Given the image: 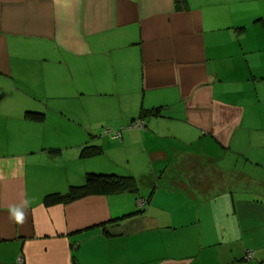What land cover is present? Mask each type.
<instances>
[{
    "label": "crops",
    "instance_id": "crops-1",
    "mask_svg": "<svg viewBox=\"0 0 264 264\" xmlns=\"http://www.w3.org/2000/svg\"><path fill=\"white\" fill-rule=\"evenodd\" d=\"M0 264H264V0H0Z\"/></svg>",
    "mask_w": 264,
    "mask_h": 264
},
{
    "label": "trees",
    "instance_id": "trees-1",
    "mask_svg": "<svg viewBox=\"0 0 264 264\" xmlns=\"http://www.w3.org/2000/svg\"><path fill=\"white\" fill-rule=\"evenodd\" d=\"M25 115L29 119H38L42 117L40 113L33 111H26ZM160 115L161 114L159 108H153L148 110L146 109V110H142L139 113V117L133 119L132 121L142 120L143 127L138 129H145L146 120L148 117H153V116L157 117ZM99 150H100L99 145L87 144L82 147L81 155L82 156L92 155L94 153H97ZM125 191L138 192L137 182L133 175L130 174L119 175L115 173L88 171L85 173V179L83 184L70 185L66 192L47 193L43 197V203L46 206H51L55 204H68L87 196L117 195ZM138 211H140V209Z\"/></svg>",
    "mask_w": 264,
    "mask_h": 264
},
{
    "label": "rangeland",
    "instance_id": "rangeland-1",
    "mask_svg": "<svg viewBox=\"0 0 264 264\" xmlns=\"http://www.w3.org/2000/svg\"><path fill=\"white\" fill-rule=\"evenodd\" d=\"M85 100H87L88 102V106H89V114H92L93 118H99L100 115L105 114V110L103 108V106L99 103V99L98 98H93L91 96H85L84 97ZM61 105H63L62 103H60ZM65 107H67L66 109H64L63 114H73L72 112L75 110L76 107L80 106V102H78L76 99L70 100V101H66L64 103ZM73 111H68V110H72ZM49 114H56V113H49ZM110 125L106 124L104 125L103 128H101V131L104 132L103 130L106 128H109ZM112 131V130H111ZM115 132V131H113ZM107 139H111L112 137L110 135H107ZM112 139H118V138H112ZM259 171V169H257ZM100 172V171H98ZM105 173V172H104ZM114 173V172H111ZM161 195H159L158 199L156 200V202H160L158 201L161 197Z\"/></svg>",
    "mask_w": 264,
    "mask_h": 264
},
{
    "label": "built area",
    "instance_id": "built-area-1",
    "mask_svg": "<svg viewBox=\"0 0 264 264\" xmlns=\"http://www.w3.org/2000/svg\"><path fill=\"white\" fill-rule=\"evenodd\" d=\"M129 127H131V128H142L143 127V122H142V120H135V121H132L130 124H129ZM104 133L105 134H107V135H110V136H112L113 138H120V132H113V131H111L110 129H106V130H104ZM144 204H145V199H143V198H139L138 200H137V206L139 207V208H141V207H143L144 206ZM253 257V253H251V252H248L247 254H246V256H245V258L247 259V260H250L251 258Z\"/></svg>",
    "mask_w": 264,
    "mask_h": 264
},
{
    "label": "clouds",
    "instance_id": "clouds-1",
    "mask_svg": "<svg viewBox=\"0 0 264 264\" xmlns=\"http://www.w3.org/2000/svg\"><path fill=\"white\" fill-rule=\"evenodd\" d=\"M11 216L17 223H23L25 220V214L19 208L11 209Z\"/></svg>",
    "mask_w": 264,
    "mask_h": 264
}]
</instances>
